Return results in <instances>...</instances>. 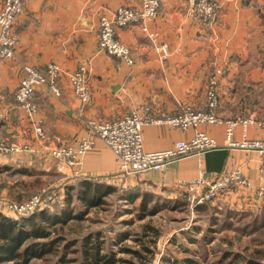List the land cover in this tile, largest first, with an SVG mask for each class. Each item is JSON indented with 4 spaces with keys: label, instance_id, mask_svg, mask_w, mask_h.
Masks as SVG:
<instances>
[{
    "label": "crops",
    "instance_id": "crops-1",
    "mask_svg": "<svg viewBox=\"0 0 264 264\" xmlns=\"http://www.w3.org/2000/svg\"><path fill=\"white\" fill-rule=\"evenodd\" d=\"M212 1L216 12L207 22L188 13V0H162L158 15L147 25L150 32H158L159 41L168 44L170 52L164 60L158 58L139 24L117 28V38L129 46L134 59L128 65L98 49V19L101 14L110 16L119 5H138L139 0H25L17 18L15 56L0 60V144L27 143L32 151L3 154L0 150V165L9 164L5 170L16 169L18 164L14 167L16 164L12 165L10 158H19L24 167L32 161L33 165L35 160L37 164L33 166L42 174L53 170L64 178L115 173L118 168L114 155L100 138L82 157L76 173L68 167L58 172L42 143L59 145L78 139L87 133L85 118L90 116L110 120L131 109H148L151 116L163 117L179 113L186 105L207 109L208 79L217 67L224 65L227 73L219 78L215 115L223 120L253 116L264 122V12L259 8L262 0ZM1 4L2 0L0 7ZM51 61L57 62L63 71L56 78L60 95L56 96L45 85L38 86L33 98L37 111L28 113L14 98L22 75L21 64L45 71ZM80 64L88 67L92 90L93 102L87 106L72 93L67 77ZM36 123L43 127V141L35 136ZM196 129L213 136L219 146L183 156L163 171L127 175L133 183L126 185L177 188L178 180L201 173L211 177L240 167L252 187H233L214 200L231 207L244 205L263 210L264 200L257 195L261 183L259 154L231 146L225 140L222 122H202L186 129L167 123H147L141 129L143 147L167 148L176 140L189 138ZM246 134L248 138L262 137L264 127L249 124ZM232 138H242L240 125L235 126Z\"/></svg>",
    "mask_w": 264,
    "mask_h": 264
},
{
    "label": "built area",
    "instance_id": "built-area-1",
    "mask_svg": "<svg viewBox=\"0 0 264 264\" xmlns=\"http://www.w3.org/2000/svg\"><path fill=\"white\" fill-rule=\"evenodd\" d=\"M25 0H2L0 7V60L12 59L15 56L17 45V18L22 12ZM162 0H139L135 6L119 5L108 16L101 14L98 19L99 36L97 47L109 55L119 58L128 65L134 62L132 53L127 44L116 36V29L128 24L137 23L147 33L153 44L154 50L160 60L169 55V47L165 41L158 40V32L148 30V22L158 15ZM260 11L264 12V0L260 3ZM216 12V4L212 0H188V13L199 20L211 21ZM22 75L14 90L16 103L28 113L37 111L33 101L36 88L45 85L56 96L60 90L56 84V78L61 74V66L51 61L46 65L45 71L33 65L22 63ZM88 67L86 64L78 65L67 73L68 82L72 93L84 105L93 102L92 90L88 80ZM227 66L217 67L208 79L206 86L207 109H197L192 105H186L179 113L154 117L148 109L141 112L131 109L123 115L110 120H99L95 117H86L85 125L87 133L75 139L59 145H46L44 152L55 162L58 172H63L66 167L76 173L81 165L82 157L94 147L95 139L100 138L111 149L118 172L123 175H133L147 170L163 171L166 166L189 154H200L217 148L219 145L215 138L203 130H195L187 139L176 140L171 146L161 150H146L143 147L141 129L147 123H167L182 129L197 126L202 122L223 123L225 140L234 147L245 150H254L259 154L258 178L261 183L257 186V195L264 200V136L248 138L246 135L249 124L264 127V122L253 116H238L236 118L221 119L216 116L214 109L219 103L218 84L219 78L225 76ZM240 125L242 138H232L234 128ZM36 138L44 140L45 134L40 123L34 125ZM3 153L20 154L32 151L27 144H0ZM44 155V154H40ZM243 174L240 167H233L224 173L204 176L203 173L188 180H178L176 187L180 188L191 205L214 200L220 194L233 187H252ZM40 203L39 194L31 195L26 201L14 203V211L28 212L36 208Z\"/></svg>",
    "mask_w": 264,
    "mask_h": 264
},
{
    "label": "rangeland",
    "instance_id": "rangeland-1",
    "mask_svg": "<svg viewBox=\"0 0 264 264\" xmlns=\"http://www.w3.org/2000/svg\"><path fill=\"white\" fill-rule=\"evenodd\" d=\"M14 159L8 161L11 164L15 162L14 167L18 164L16 169L25 166L19 163V158ZM32 162L28 168H35L33 165L37 163L34 160L32 165ZM6 166L0 165L2 213L20 219L42 209L49 212L71 207L74 208L73 212L86 210L82 218L68 220L63 230L59 231L67 240L75 242L68 248L64 264H78L82 260L79 251L87 237L102 240L100 254L112 250L116 260L114 264H193L187 261L188 258L195 260V264H242L243 259L231 263L233 253L241 251L239 253L245 257L258 249L257 254L264 255V226H259L257 217H254L255 212L258 216L261 212L257 207L253 210L244 205L231 207L226 202L210 200L212 207L198 211L178 187L161 189L143 186L144 190L154 195L147 203L150 211L147 209L146 212L149 213L141 214L142 210L138 206L140 197L134 202L119 199L121 191L118 188L133 182L117 170L106 176L78 175L111 183L118 189L103 196L101 204L86 208L75 197L79 188L77 176L64 178L53 170L49 174H42L38 169H35L37 173L26 175L15 172L13 168L5 170ZM34 178L40 179L38 187L22 185ZM67 192L70 201L65 202ZM36 193L40 196L36 208L21 213L14 211V203L24 202ZM56 260L57 256L51 255L49 259H33L30 264H53ZM261 264H264V257Z\"/></svg>",
    "mask_w": 264,
    "mask_h": 264
},
{
    "label": "trees",
    "instance_id": "trees-1",
    "mask_svg": "<svg viewBox=\"0 0 264 264\" xmlns=\"http://www.w3.org/2000/svg\"><path fill=\"white\" fill-rule=\"evenodd\" d=\"M15 172L32 175L36 171L35 168L22 167L16 169ZM39 180V178H34L29 182H23L22 185L36 188L40 185V183L37 184ZM76 180H78L79 188L75 192V197L86 208L101 204L104 201L103 196L120 189L119 199L134 202L140 197L138 206L142 210L141 214L146 215L149 213L146 211H150L147 203L154 193L144 190L140 185H127L126 187L123 185L117 189L111 183L93 181L91 178L83 176H77ZM70 188H74V186H70ZM67 201H70L69 192L66 194L65 202ZM210 202V200H207L202 203H195L194 207L198 211H206L211 206ZM216 209L218 210V208ZM73 210L72 207L62 208L59 212H49V210L42 209L20 219H14L0 211V264H30L33 259L42 260L47 259V257L49 259L51 255L57 256V260L53 264H64L67 261L65 258L66 252L75 242L74 240H67L59 231L63 230V226L68 220L80 219L86 214V210H77V212H73ZM228 212L232 213L231 210ZM257 214V212L254 214V217L258 219L256 223L259 226H264V210H261L259 216ZM101 243L102 240L100 239L87 237L82 242L79 251L82 260L78 264H114L116 260L112 250L100 254V250H102ZM239 252L233 253L231 263L243 259L242 264H261V259L264 257V255L257 254L258 249L251 255H245V257ZM165 260L169 262L168 258H165ZM187 261H191L189 263L193 264L196 263L191 258H188Z\"/></svg>",
    "mask_w": 264,
    "mask_h": 264
}]
</instances>
